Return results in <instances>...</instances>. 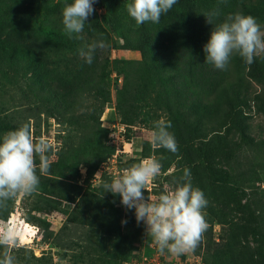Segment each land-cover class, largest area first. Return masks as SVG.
Masks as SVG:
<instances>
[{
  "label": "trees",
  "instance_id": "trees-1",
  "mask_svg": "<svg viewBox=\"0 0 264 264\" xmlns=\"http://www.w3.org/2000/svg\"><path fill=\"white\" fill-rule=\"evenodd\" d=\"M70 2L71 0H0V26H13L27 36L42 39L49 47H66L72 39L63 32L62 9L65 3ZM131 2L132 0H98L101 15L94 8L95 11L88 17L83 30V33L93 36L94 41L103 33L108 44L104 49L110 47V35L114 34L123 40L126 48L140 52V60L130 61L120 68L112 69L121 76V82L117 84L114 93L117 108L123 117L129 115L124 117L128 123H123L134 124L136 121H143L139 118V111L129 113L133 106L139 107L142 100L150 104L155 122L158 118L171 122L168 130L175 137L178 151L172 153L156 145L153 149L155 154L160 155L164 169L174 161L177 166H181L183 162L180 159L193 150L200 163L214 161L225 150L240 149L244 144L253 145L254 138L249 135L244 118L246 110H250L252 105L264 112V55L257 56L253 63L246 64L242 57L234 54L227 70L216 69L205 61L206 54L203 49L213 25L207 22L203 13L216 7L219 0H177L169 12L161 17L159 23L146 22L142 25H137L127 12L126 5ZM219 7L221 14L214 20V24L236 11L251 14L258 22H264V0H226V3L219 4ZM104 49L96 50L91 64L83 58L71 66L58 69L49 67L46 61L27 45L0 37V76L11 84L18 81V75L22 76L25 91L31 93L35 100L43 99L48 102V112L64 116L69 111L67 119L77 123L79 119L75 116L78 109L76 106L87 95H95L99 112L106 102L111 100L113 72L108 71V60L102 55ZM54 83L66 89L59 91L54 87ZM254 84L260 88L259 91L255 89ZM24 112L26 115L23 116V123L29 124L35 114L29 109ZM17 118L12 110L0 112V138L23 124ZM95 119L97 117L92 114H86L84 124H79V128H87L88 121ZM232 133L238 135V140L230 136ZM196 139L203 141L197 149L193 146ZM105 148L104 153L98 154L94 161L86 162L84 181L87 182V191L86 195L84 193L81 196L82 206L77 208L84 214L91 206L97 209L102 205V201L106 202L104 206H109L106 212L114 221L116 237L121 239L120 226L123 216L125 215L126 222H134L135 214L132 210H122L119 194L104 192L102 182L109 181L110 176L102 173L97 184L91 181L98 165L114 150L108 143ZM146 149V144H143L144 156ZM132 161L140 160L128 157L122 165L129 168ZM35 163L40 183L33 195L45 186L43 179L47 180L51 175L62 179L76 177L77 167L75 174L62 168V158L50 161V170L46 175L39 172V157L35 158ZM255 163L262 164L258 161ZM205 168L195 171V177L191 180L204 193L211 185L214 187L207 195L213 199H207L205 210L208 219L211 218L221 225H229L225 237L221 236L218 241L208 242L207 250L210 252L211 261L214 264H260L259 253L249 245L246 234L259 232L255 231L250 222L249 206L237 201L236 195L242 193V190H237V194L231 191L233 173L213 170L208 163ZM60 195L66 200L75 199L65 191ZM13 205L14 200H9L0 217L7 216ZM31 209L41 211L42 208L34 203ZM245 211L248 218H242L243 222L234 216ZM107 214L99 217L101 231L105 233L101 237L103 241L99 240L101 249L105 245L106 230L110 227ZM28 221H36L44 230L50 225L41 217L31 216ZM46 236L48 235L45 234Z\"/></svg>",
  "mask_w": 264,
  "mask_h": 264
},
{
  "label": "rangeland",
  "instance_id": "rangeland-1",
  "mask_svg": "<svg viewBox=\"0 0 264 264\" xmlns=\"http://www.w3.org/2000/svg\"><path fill=\"white\" fill-rule=\"evenodd\" d=\"M93 7L100 14L102 10L99 9L98 0H95ZM259 23L264 27V22ZM80 35L81 39H72L66 47L53 48L46 45L42 39L27 36L13 26H0L1 38L27 45L34 49L49 67L58 69H64L65 66H71L83 59L79 50L86 49L87 45L94 41V38L83 32ZM110 39V47L102 51V55L108 60L110 73L114 72L112 69L120 68L127 62L140 60V52L136 49L126 48L121 38L111 34ZM17 79L16 83L11 84L0 76V112L12 110L17 115L18 121L23 123V116L26 115L24 110L29 109L35 114L34 118L29 120L33 136H37L34 139L43 136L53 145L52 150L47 153L49 160L55 161L57 158H62V168L73 174L76 173L74 171L77 167L75 178L62 179L51 175L47 180L43 179L45 186L41 187L39 192L34 195H18L7 216L0 217V225L9 223L11 218L12 222L18 225V245L11 249L17 264H125V261L142 253L154 259L149 264H214L211 261L210 252L207 250L208 242L218 241L221 236L225 237L229 225H221L211 218L208 219L205 209L207 230L203 233L195 251L181 255H174L167 250L161 254L152 236L147 233L146 223L137 222V220L126 222L125 215L120 226L122 238L118 239L114 221L106 212L109 206H104L106 204L104 201L97 209L95 206H91L88 212L81 214L77 206H82L81 196L84 193L86 195L87 191V182L84 181L86 162L94 161L98 154L104 153L105 144L108 141V126L116 122L128 123L124 117L127 118L129 115L123 117L120 114L117 100L114 97L107 101L99 112L98 100L93 93H90L76 106L78 109L75 116L79 122H70L67 119L69 111L64 116H60L56 112H48L50 104L43 99L35 100L31 93L25 91L24 78L18 75ZM54 87L59 91L66 89L56 83H54ZM254 87L257 91L260 90L255 84ZM134 111H139V118H142L143 121L126 124V140L131 145H126V149L130 148V152L124 153L122 160L134 157L140 161H132L129 167L146 158L152 156L159 158L160 156L153 152L155 145L151 142L155 119L150 104L146 100H142L141 105L137 108L133 106L129 113ZM88 113L97 119L89 120L87 128H79V124H84ZM245 114L244 122L248 126L249 135L254 138L253 145L244 144L240 149L225 150L212 162L198 163L193 150L180 159L183 162L181 166H177L174 161L167 169H164L162 163L160 175L151 180L147 185V190H143V192L146 200L148 195L154 200L157 199L165 191H171L178 183L184 182L182 180L184 169L190 170L191 184L198 187L191 178L195 177V171L205 170L206 163L212 166L213 170L217 169L224 173L232 172L234 182L231 191L237 194V190H242V193L236 195L237 201L249 206L250 222L255 231L259 232V234L247 232V240L252 249H256L259 253L260 264H264V112L252 105ZM235 117L238 118V116ZM230 136L234 140H238L236 133H232ZM202 143L201 139H196L193 146L197 149ZM143 144L147 146L146 156L142 152ZM255 161L262 164L257 165ZM249 177L254 179L248 180ZM91 181L93 184H97L93 180ZM213 188L211 185L209 190L204 193L206 199L213 200L212 197L207 196ZM63 191L73 195L75 199L70 201L61 198L60 194ZM34 203L41 205V211L31 209ZM121 207L123 211L132 210L135 214L134 208L128 209L123 204ZM6 208L7 206L0 207V213L4 212ZM16 211H20V215ZM105 214L109 216L110 227L106 230L105 245L101 249L99 240L103 241L101 237L105 233L101 231L99 217ZM31 216L47 220L50 223L48 229L44 230L36 221H28ZM234 216L240 218L241 221L242 218H248L246 211L236 213ZM80 220L82 223H79ZM64 225L66 227H63ZM24 232L30 234L32 238L25 237ZM45 234L48 236L45 237ZM227 238H229L228 235ZM4 251L5 249L0 247V257L3 256Z\"/></svg>",
  "mask_w": 264,
  "mask_h": 264
},
{
  "label": "clouds",
  "instance_id": "clouds-1",
  "mask_svg": "<svg viewBox=\"0 0 264 264\" xmlns=\"http://www.w3.org/2000/svg\"><path fill=\"white\" fill-rule=\"evenodd\" d=\"M95 0H71L62 9L63 32L69 39H81L88 17L95 11ZM177 3V0H132L126 5L128 14L137 25L146 22L159 23L161 17ZM226 0H219V4ZM219 4L203 13L209 24L213 25L210 37L204 45L205 61L216 69L227 70L234 54L242 57L246 64L264 55V27L251 14L240 11L227 14L224 19L214 24L221 14ZM108 47L103 33L98 39L79 50V54L91 64L96 50ZM171 122H154L151 142L172 153L178 151L174 135L168 130ZM53 148L52 143L41 136L34 139L31 126L21 124L18 128L6 132L0 138V207H6L9 200L18 195H31L37 191L40 177L37 175L35 158L38 156L39 172L46 175L50 170L47 153ZM161 158L155 156L132 164L121 174L102 182L104 192L119 194L121 203L128 209H135L137 222H145L158 251L165 250L181 255L193 252L198 247L203 233L208 228L206 208L208 201L204 192L194 187L190 181V170L184 169L183 183H178L171 191H165L157 199L148 195L145 199L143 190L160 175ZM103 192V193H104ZM19 229L14 222L0 225V247L5 249L0 257V264H17L11 249L18 245Z\"/></svg>",
  "mask_w": 264,
  "mask_h": 264
},
{
  "label": "built area",
  "instance_id": "built-area-1",
  "mask_svg": "<svg viewBox=\"0 0 264 264\" xmlns=\"http://www.w3.org/2000/svg\"><path fill=\"white\" fill-rule=\"evenodd\" d=\"M112 84H111V98L114 97L115 88L117 84L121 82V76L117 75L115 72L111 74ZM126 124L122 122H116L108 126V141L107 143L111 145L114 150L113 152L102 161L95 173L93 174L92 180L98 183L102 173H106L110 178L121 174L127 167L123 166L122 156L124 153L130 152V148L126 149V145H131L129 141L126 140ZM20 215V211H16ZM154 259L150 258L147 254L142 253L139 256L133 257L130 260L125 261V264H149L153 262Z\"/></svg>",
  "mask_w": 264,
  "mask_h": 264
},
{
  "label": "bare ground",
  "instance_id": "bare-ground-1",
  "mask_svg": "<svg viewBox=\"0 0 264 264\" xmlns=\"http://www.w3.org/2000/svg\"><path fill=\"white\" fill-rule=\"evenodd\" d=\"M10 222H12V218H11ZM23 235H24L25 237H27L28 239H31V238H32L31 235L28 234V233H26V232H24Z\"/></svg>",
  "mask_w": 264,
  "mask_h": 264
}]
</instances>
